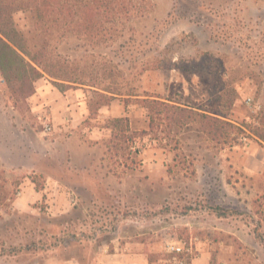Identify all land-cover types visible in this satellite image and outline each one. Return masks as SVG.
Instances as JSON below:
<instances>
[{"label":"rangeland","instance_id":"obj_1","mask_svg":"<svg viewBox=\"0 0 264 264\" xmlns=\"http://www.w3.org/2000/svg\"><path fill=\"white\" fill-rule=\"evenodd\" d=\"M19 3L0 0L30 45L86 83L115 68L138 96L106 104L42 78L25 98L1 75L0 264H264V0H132L144 16L122 31L109 18L44 26ZM143 99L243 125L251 138L226 144L201 123L161 120L162 139L135 144L133 131L150 130ZM124 117L129 128L114 126ZM119 247L127 258L113 261Z\"/></svg>","mask_w":264,"mask_h":264},{"label":"trees","instance_id":"obj_2","mask_svg":"<svg viewBox=\"0 0 264 264\" xmlns=\"http://www.w3.org/2000/svg\"><path fill=\"white\" fill-rule=\"evenodd\" d=\"M19 4L21 11L30 10L35 20L41 25L50 26L54 23L55 27V24L60 26L62 20H68L71 16L75 26L85 30L90 26L83 28L84 24L91 23L94 18L99 20L109 18L116 25V31H122L125 30L128 21L131 22L135 18L144 16L132 7V0H20ZM4 13L0 6V73L13 94L28 98L35 92V83L42 78H48L61 93L70 88H84L85 86L106 104L123 97H128L130 100L138 96L123 90L125 87L121 83L122 73L115 68L103 69L98 81L86 83L83 79V71L79 67L73 68L70 63L50 52L47 46L39 43L30 45L24 34L17 30L13 17L9 19L8 16H4ZM100 36L104 38L103 40L106 39L105 33H100ZM142 103L144 104L142 107L148 114L150 130L142 131L140 135L138 131H133L131 138L135 144L138 140H143L144 136L141 135L150 136L154 133L157 136L156 139H162L158 137L161 120L165 122L164 124L169 123V130L173 129V125L201 123L207 126L204 128L206 134L214 140L224 139L226 144H230L231 141L235 142V136L238 137L240 134L250 137L244 129L245 126H235L219 117L157 100L143 99ZM100 105L105 104L100 103ZM163 107L165 109H162ZM164 110L171 111L173 116L163 120L161 116ZM112 123L114 126L123 123L127 124V128L130 126L128 117L114 119ZM253 135L263 140L259 131L255 130ZM136 154H139L138 150Z\"/></svg>","mask_w":264,"mask_h":264},{"label":"built area","instance_id":"obj_3","mask_svg":"<svg viewBox=\"0 0 264 264\" xmlns=\"http://www.w3.org/2000/svg\"><path fill=\"white\" fill-rule=\"evenodd\" d=\"M0 77H1V74H0ZM1 79H2V77H1ZM247 102L250 104L252 102V99L249 98ZM50 130H51V128L47 127V131H50ZM169 249L174 254H182L185 251L184 246H182V244H180V243L169 244Z\"/></svg>","mask_w":264,"mask_h":264},{"label":"crops","instance_id":"obj_4","mask_svg":"<svg viewBox=\"0 0 264 264\" xmlns=\"http://www.w3.org/2000/svg\"><path fill=\"white\" fill-rule=\"evenodd\" d=\"M108 256H112L113 257V261H117V262L118 261H122V260L127 258V256L125 255V252L123 251L122 247H119V249H117V252L111 253ZM128 258H132V257H128ZM130 260H134V258L130 259Z\"/></svg>","mask_w":264,"mask_h":264}]
</instances>
